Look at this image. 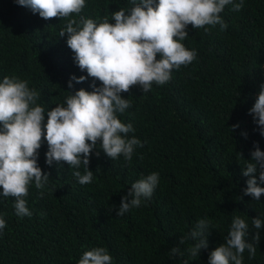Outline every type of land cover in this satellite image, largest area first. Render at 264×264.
<instances>
[{
	"label": "trees",
	"instance_id": "16d2710c",
	"mask_svg": "<svg viewBox=\"0 0 264 264\" xmlns=\"http://www.w3.org/2000/svg\"><path fill=\"white\" fill-rule=\"evenodd\" d=\"M133 6L131 0H86L80 16L100 22L107 15L112 22V12ZM221 17L228 25L224 31L220 25L208 32L189 26L182 43L196 50L197 58L173 70L168 83L153 84L147 93L133 86L122 94L132 106L118 118L133 125L128 137L144 144L131 162L123 156L111 160L102 151L97 157L94 150L93 181L81 185L72 173L84 174L83 166H49L44 142L38 164L50 173L48 187L55 191L46 188L41 197L34 184L29 188L31 217H18L14 199L0 197L7 224L0 234V264H79L95 247L108 249L113 264H208L234 216L249 224L246 239L253 242L252 218H264V195L260 200L244 195L248 177L242 171L256 142L264 151V136L249 114L264 85V0H244L240 11L228 5ZM66 23L44 20L15 0H0V81L6 76L28 81L45 111L64 103L69 92L92 90V78L68 87L72 75L87 73L74 63L67 36L59 37ZM235 124L239 128L232 132ZM152 172L160 175L152 198L116 216L131 184ZM203 218L212 222L208 248L192 260L180 240ZM259 231L256 255L250 259L245 250L243 264H264V228ZM173 247L184 255L171 257Z\"/></svg>",
	"mask_w": 264,
	"mask_h": 264
},
{
	"label": "clouds",
	"instance_id": "9594fccd",
	"mask_svg": "<svg viewBox=\"0 0 264 264\" xmlns=\"http://www.w3.org/2000/svg\"><path fill=\"white\" fill-rule=\"evenodd\" d=\"M15 2L44 20H67L59 37L67 36L74 63L87 73L72 75L68 87L73 88V82L93 80L91 91L81 88L69 92L64 103L47 111L37 103L40 93L30 88L28 81L16 76H6L0 81V197L14 199L18 217L32 216L26 197L33 184L41 190V197L46 188L50 193L55 191L48 187L50 173H45L38 164L39 150L45 141L49 166L54 162L66 163L72 169L83 166L84 174L79 170L72 173L81 185L93 181L90 161L94 150L97 157L102 151L111 160L123 156L131 162L136 147L142 148L144 144L135 136L129 138L128 134L135 131L133 125L118 118V114L132 106L131 100L122 94L129 93L133 86L147 93L153 84L168 83L173 70L187 67L197 58L196 50H189L182 43L189 36V26L208 32L220 25L224 31L228 27L221 17L225 7L232 5L233 11H240L244 6V0H131L134 5L131 9L111 13L112 22L107 15L97 22L80 16L86 0ZM249 114L264 136V85ZM238 128L239 124L232 125L231 131ZM242 134L247 137L246 132ZM247 161L242 171L248 177L244 195L260 200L264 195V151L258 142ZM159 181V173L152 172L132 183L116 216H124L150 200ZM5 215L0 213V234L7 227ZM211 226L209 219H200L182 236L180 244L187 245L192 260L208 248ZM252 226L257 231L253 242H248L249 224L241 216H234L225 242L210 252L208 264H243L245 250L250 259L254 258L264 218H252ZM169 255L184 253L180 247H173ZM79 264H113V257L108 249L95 247L83 253Z\"/></svg>",
	"mask_w": 264,
	"mask_h": 264
}]
</instances>
